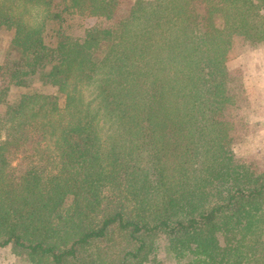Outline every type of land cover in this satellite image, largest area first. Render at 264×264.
Instances as JSON below:
<instances>
[{
    "label": "trees",
    "instance_id": "trees-1",
    "mask_svg": "<svg viewBox=\"0 0 264 264\" xmlns=\"http://www.w3.org/2000/svg\"><path fill=\"white\" fill-rule=\"evenodd\" d=\"M120 6L0 0V105L38 77L53 89L0 117V248L27 264H264V172L223 115L234 42L264 43V0ZM74 16L107 22L70 30Z\"/></svg>",
    "mask_w": 264,
    "mask_h": 264
},
{
    "label": "rangeland",
    "instance_id": "rangeland-1",
    "mask_svg": "<svg viewBox=\"0 0 264 264\" xmlns=\"http://www.w3.org/2000/svg\"><path fill=\"white\" fill-rule=\"evenodd\" d=\"M136 2L137 0H121L120 8L124 16H130ZM106 22V19L102 17L74 16L68 19L66 26L73 30L78 27L89 28L105 25ZM133 26L134 24H132ZM1 57L0 53V60ZM261 61H264L263 42L248 37L237 39L234 42L233 51L227 63L231 75L237 78L231 91L234 103L226 105L223 109V115L231 126L230 134L234 139V151L242 157L246 168L255 174L264 172V104L261 97V94L264 97V92H262L264 62ZM256 70L261 73V75L258 74L259 77L254 75ZM4 85L5 82L0 78V88ZM31 93L52 94L53 89L39 77L33 81L30 87H11L6 104L1 105L0 117L5 112L6 105L14 104L22 95ZM59 97L60 103L63 105L65 95L62 94ZM249 98H253L254 102H250ZM78 108L79 106H75L71 111H77ZM31 150V145L26 143L18 153L14 165H17L19 173L24 170L27 163L26 157L32 152ZM19 257L11 246L0 248V264H27Z\"/></svg>",
    "mask_w": 264,
    "mask_h": 264
},
{
    "label": "crops",
    "instance_id": "crops-1",
    "mask_svg": "<svg viewBox=\"0 0 264 264\" xmlns=\"http://www.w3.org/2000/svg\"><path fill=\"white\" fill-rule=\"evenodd\" d=\"M258 42H260V41H258ZM261 62H264V61H261ZM258 74L261 75V73L258 72V71L256 70L254 75H255L256 77H259ZM263 77H264V76H263ZM262 92H264V87H263ZM261 97H262V103L264 104V97H263L262 94H261ZM249 99H250V102H252V101L254 102L253 98H249ZM248 101H249V100H248ZM1 109H2V108H1V105H0V110H1ZM2 113H3V112H2Z\"/></svg>",
    "mask_w": 264,
    "mask_h": 264
}]
</instances>
